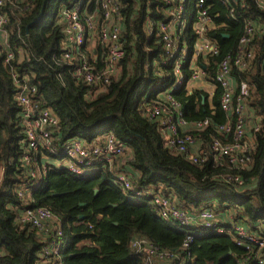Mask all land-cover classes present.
Wrapping results in <instances>:
<instances>
[{"label":"trees","instance_id":"obj_1","mask_svg":"<svg viewBox=\"0 0 264 264\" xmlns=\"http://www.w3.org/2000/svg\"><path fill=\"white\" fill-rule=\"evenodd\" d=\"M80 1L91 2L88 13L101 17L99 0H17L6 7V29L17 58L6 65L0 51V264L58 262L42 256L54 241L62 244L63 264H145L144 255L131 248L139 240L153 246L156 264H183L185 260L187 264H255L258 257H264V249L238 246L229 227L241 223L250 233L264 236V0H236L226 5L222 0H208L205 8H209L212 26L206 35L218 54L196 60L192 56L198 41L197 8L194 0H188L190 23L180 34L188 56L181 67L183 85L174 92L175 60L168 59L160 36L149 37L145 29L149 21L155 26L164 17L166 4L161 0H120L124 57L119 75L98 93L76 77L75 66L63 57L60 14ZM249 21L254 33L246 48L253 57L244 69L233 64L231 76L236 84L244 81L249 85L246 109L260 120L259 130L252 131L254 147L245 154L250 162L247 166L216 164L210 156L202 165L191 163L165 146L158 123L145 117L146 108L168 92L181 104L185 122L210 123L204 131L191 132L201 148L215 139L234 143L233 130L225 136L217 132L219 126L229 121L234 126L237 121V114L221 108L222 88H215L209 102L207 93L190 91L188 83L193 75L190 68L199 66L205 80L217 85L220 65L236 58L241 40L248 36L244 23ZM101 49L98 43L100 64ZM12 71L27 76L37 88L41 107L58 116L55 149L61 150L74 139L92 144L112 133L132 152V160L115 170L133 173L136 188H153L177 199L191 214L212 208L219 226L228 230L223 234L209 231L207 237L188 242L181 227L158 216L149 199L134 200L129 191L117 186L109 167L79 177L43 159V148L28 151ZM25 155L29 163L24 162ZM32 170L37 178L30 176ZM33 187L30 201L24 202L18 189ZM38 208L48 209L53 216L42 230L19 222L25 211Z\"/></svg>","mask_w":264,"mask_h":264},{"label":"built area","instance_id":"obj_2","mask_svg":"<svg viewBox=\"0 0 264 264\" xmlns=\"http://www.w3.org/2000/svg\"><path fill=\"white\" fill-rule=\"evenodd\" d=\"M17 0H0V51L5 54V64L11 65L16 60L17 55L11 49L9 33L6 29L9 16L6 7L14 4ZM92 1V0H91ZM101 7V17L89 14L87 9L90 3L78 2L71 8H65L60 14V24L64 35L63 52L65 62L75 66L76 77L83 80L90 88L100 92L105 89L113 79L119 75V63L124 57L123 45L120 40L121 33V5L120 0H99ZM166 4L167 11L164 17L154 26L152 23L146 24V31L149 37L157 33L164 43L166 55L169 60H175L174 73L176 81L172 91H178L183 85V75L181 67L183 61L188 56L186 46H181L180 34L190 23L187 15L188 0H161ZM197 8V24L195 30L198 41L195 45L193 59L209 54H218L215 43L207 38V29L212 26V18L208 15L209 8L206 7L208 0H194ZM222 4H232L236 0H222ZM247 37L241 40V47L236 58L232 61L225 60L216 75L214 88L221 87L223 93L220 105L224 112L237 114V121L234 126L230 121L219 126L217 132L225 136L233 130L235 137L234 143H226L221 139H215L207 148H200L195 152L192 148L196 143L191 132L204 131L210 123L199 122L188 124L183 119L182 106L177 103L172 95L164 93L163 99L146 108L145 117L149 121H156L162 134L164 144L171 152L185 156L191 163L202 165L213 157L216 164H229L236 166H247L250 158L246 157V123L247 118L253 117L247 114L246 101L249 95V85L241 81L239 84L234 82L231 71L232 65L235 67H245L253 53L248 51L246 46L250 43V36L254 33L253 22L244 23ZM101 44L102 61L97 60V44ZM166 65V62H164ZM193 71L188 85L205 80V75L201 67L192 66ZM14 85L16 87L15 99L22 108V118L26 129V144L28 151H36L43 148L45 152L42 158L49 159V154L54 156L58 167L65 169L76 176L88 175L98 167H109L113 171V182L124 191H129L134 200L145 198L149 199L156 207L158 216L166 221L175 222L181 227V231L186 233L188 242L196 239L205 238L209 231L223 234L227 228L220 227L217 219V212L208 208L195 214L188 210L176 206L172 198L153 191V188L138 189L133 183V173L130 171L115 170V166L126 165L132 160L130 152L112 133H107L99 138L97 142L89 144L86 140L74 139L61 148L55 149L54 133L59 126V118L50 108L41 107L40 100L37 98V88L29 82L27 76L20 75L12 71ZM201 80V81H200ZM238 91V92H237ZM259 118L256 116L251 132H257L260 128ZM254 127V129H253ZM254 140V139H253ZM254 147V143L252 148ZM131 154H130V153ZM47 154V156H46ZM126 161L125 163H123ZM24 162L29 163L28 156L25 155ZM30 176L37 178L36 171L32 170ZM238 179H236V182ZM242 183L239 182L238 185ZM18 195L29 202L31 190L27 188L18 189ZM174 208H173V207ZM53 220L51 212L46 208L36 210L28 209L20 217L19 222L25 226L42 230L47 221ZM230 232L235 235L234 240L237 245L248 250L257 248L264 249V236L250 233L243 224L232 223L229 227ZM131 245L132 250L140 256L143 254L145 264H156L157 255L151 244L145 240L136 241ZM62 244L58 241L47 245L42 256L45 260L52 257L59 260L52 264H63L61 260ZM155 257V260H154ZM156 261V262H155ZM255 264H264V257H258ZM187 264V261H183Z\"/></svg>","mask_w":264,"mask_h":264},{"label":"crops","instance_id":"obj_3","mask_svg":"<svg viewBox=\"0 0 264 264\" xmlns=\"http://www.w3.org/2000/svg\"><path fill=\"white\" fill-rule=\"evenodd\" d=\"M196 84V85H195ZM211 83L207 82V81H204V82H198V83H193L191 84L192 85V89L189 90L190 91H193V90H199V91H203L205 93L208 94L209 96V102L212 101V98L214 96V93H215V88L210 85ZM206 85V86H205ZM194 87V88H193ZM205 87H208L210 90H206ZM213 87L214 90H212L211 88ZM247 114L251 117H253V119H250V117L247 118V123H246V130H247V136H246V147H250L252 148L253 146V143H254V140H253V137H252V132H251V128H252V125L254 124V119L256 118L255 116H253L252 114H250L248 111H247ZM201 144L196 140V143L195 145L193 146L194 148H192L195 152H197L201 146ZM130 153V152H129ZM131 154V153H130ZM132 155V154H131ZM47 161H52L53 163H56V166H58V162L57 161H53L51 159H47ZM155 190V189H154ZM156 191V190H155ZM219 221V220H218ZM221 224H224V223H221Z\"/></svg>","mask_w":264,"mask_h":264},{"label":"rangeland","instance_id":"obj_4","mask_svg":"<svg viewBox=\"0 0 264 264\" xmlns=\"http://www.w3.org/2000/svg\"><path fill=\"white\" fill-rule=\"evenodd\" d=\"M200 81H201V80H200ZM201 82H204V81H201ZM195 85H196V84H195ZM210 85H212V84H210ZM205 86H206V85H205ZM188 88L191 90V89H192V85H188ZM193 88H194V87H193ZM205 89H206V90H210L208 87H205ZM211 89L214 90L213 87H212ZM193 148H194V147H193ZM125 162H126V161H124L123 163H125ZM132 175H133V174H132ZM36 184H37V183H35V185H34L35 187H36ZM35 187H33V189H31V193L34 191V188H35ZM150 189H151V188H150ZM151 190L154 191V189H151ZM172 202H173V204H175L176 206L185 209L180 203L177 202V199H173ZM172 207H173V206H172ZM173 208H174V207H173ZM218 223H219V222H218Z\"/></svg>","mask_w":264,"mask_h":264},{"label":"water","instance_id":"obj_5","mask_svg":"<svg viewBox=\"0 0 264 264\" xmlns=\"http://www.w3.org/2000/svg\"><path fill=\"white\" fill-rule=\"evenodd\" d=\"M42 14H43V12L41 13L40 17H38L37 21H39V20L41 19ZM37 21H36V22H37ZM32 25H33V24H31L29 27H31ZM204 100H205V98H204ZM95 192L97 193V190H96Z\"/></svg>","mask_w":264,"mask_h":264}]
</instances>
